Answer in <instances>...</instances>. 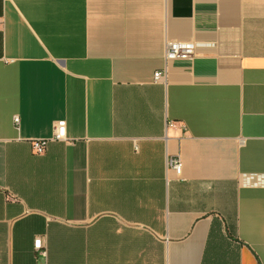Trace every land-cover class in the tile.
Masks as SVG:
<instances>
[{"label":"crops","instance_id":"1","mask_svg":"<svg viewBox=\"0 0 264 264\" xmlns=\"http://www.w3.org/2000/svg\"><path fill=\"white\" fill-rule=\"evenodd\" d=\"M0 264H264V0H0Z\"/></svg>","mask_w":264,"mask_h":264},{"label":"built area","instance_id":"2","mask_svg":"<svg viewBox=\"0 0 264 264\" xmlns=\"http://www.w3.org/2000/svg\"><path fill=\"white\" fill-rule=\"evenodd\" d=\"M195 51V46L192 43L179 42V41H169L165 47V60L173 59H188ZM165 76V71H157L154 74V80L156 82L161 81ZM18 122V118H15V123ZM176 123H170L169 126H175ZM66 121H58L54 125V132L51 139H39L31 141V146L33 151L37 154H42L45 152L48 144L52 141H65L66 140ZM182 159L180 156L169 157L167 159V168L173 170L178 176L182 174ZM34 246L39 250L42 246V241L37 239L34 242Z\"/></svg>","mask_w":264,"mask_h":264}]
</instances>
